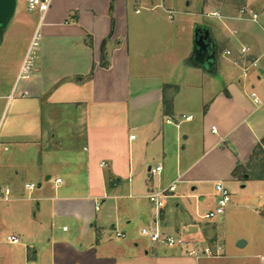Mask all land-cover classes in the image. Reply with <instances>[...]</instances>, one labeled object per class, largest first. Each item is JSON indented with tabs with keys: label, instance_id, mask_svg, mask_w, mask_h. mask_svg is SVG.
<instances>
[{
	"label": "crops",
	"instance_id": "obj_1",
	"mask_svg": "<svg viewBox=\"0 0 264 264\" xmlns=\"http://www.w3.org/2000/svg\"><path fill=\"white\" fill-rule=\"evenodd\" d=\"M165 3L52 0L43 16L17 0L0 35V264H198L221 256L219 246L197 258L142 230L198 244L201 254L217 234L207 217L217 184L244 181L236 169L264 150V106L251 99L264 79V26L254 9L223 16L206 6L201 16L218 22H197L218 46L209 73L192 60L189 28L173 22ZM37 33L30 77L19 80ZM160 191L158 209L148 197Z\"/></svg>",
	"mask_w": 264,
	"mask_h": 264
},
{
	"label": "rangeland",
	"instance_id": "obj_2",
	"mask_svg": "<svg viewBox=\"0 0 264 264\" xmlns=\"http://www.w3.org/2000/svg\"><path fill=\"white\" fill-rule=\"evenodd\" d=\"M246 1L166 0L165 6L173 11L174 23L183 24L189 28V31L184 35L185 44L188 45L189 41L193 40V32H190V29H193L195 23L203 22L214 28L218 24L214 19H206L201 16L203 12H210V10L205 8L208 5L215 6L222 12L223 16H235L240 14V12H244L245 14L241 13V15L246 16L254 9L260 17L259 22L264 26V0H259L254 5V8L252 5L246 4ZM237 22L239 23V21ZM242 24L248 27L255 26L247 23ZM154 30H151V26L147 27V37H151L152 40L150 42L153 43V47L154 44L158 43L153 34ZM145 48H151V46ZM225 58V55L221 53L220 61L224 65L227 64L225 63ZM222 69L219 72L218 79L223 82L224 73ZM263 82L264 79L257 81V92L260 95L263 89ZM263 166L264 154L256 156L252 163L250 174L255 172L254 174L258 175L264 169ZM251 179L246 182H231L227 184L226 188L231 193V203L225 209L223 215L211 219L216 224L217 234L206 240L209 248L221 247V256L219 258H204L202 261H197L198 264H264V180H257L256 177ZM0 240H3L5 244L6 236L1 237ZM240 243H244L243 247L239 246ZM189 244L191 248H200L198 244Z\"/></svg>",
	"mask_w": 264,
	"mask_h": 264
},
{
	"label": "built area",
	"instance_id": "obj_3",
	"mask_svg": "<svg viewBox=\"0 0 264 264\" xmlns=\"http://www.w3.org/2000/svg\"><path fill=\"white\" fill-rule=\"evenodd\" d=\"M52 0H28V9L30 11H39L40 13L43 14V16L48 12L50 6H51ZM171 18V16H170ZM253 20H257V16H253ZM40 39L41 35L39 33L36 34L30 50L27 54V57L24 61L19 80L21 79H27L30 77L31 70L34 64V59H35V51L38 49L40 45ZM250 53L249 48H243L241 50L242 55H247ZM227 55H230L231 52H227ZM251 66L255 68H259L258 62H254L251 64ZM249 69L246 68L244 69V74L247 76ZM251 99L254 102V104L258 107H263L264 106V82H263V89L261 95L257 91H253L251 93ZM186 120H191V117L186 118ZM134 138V137H132ZM163 170V167L161 165L157 166L156 169L152 171V174L154 176L160 174ZM57 184L61 183V179L56 181ZM35 185H30L29 188H34ZM216 190L218 193V202L217 206L214 211L210 212L208 214L209 219H214L217 216H221L225 213V209L229 206L231 203V193L230 191L224 186V184L219 183L216 186ZM166 191H160L153 193L149 195V200L152 204H154L158 209H161L164 207V201L163 198L165 197ZM142 234L147 236L151 242L157 243L169 248H175V247H181L187 249L188 254L192 256H196L197 258H200L202 256H213L214 251L211 248H206L204 249L203 254L200 253L199 249L197 247H189V243L184 241L183 239L175 236H167L163 235L158 229H143ZM118 237H124L123 234L117 233ZM11 243H18L19 240L15 237H9L8 239ZM193 245V244H191ZM221 250V248H218L217 253Z\"/></svg>",
	"mask_w": 264,
	"mask_h": 264
},
{
	"label": "water",
	"instance_id": "obj_4",
	"mask_svg": "<svg viewBox=\"0 0 264 264\" xmlns=\"http://www.w3.org/2000/svg\"><path fill=\"white\" fill-rule=\"evenodd\" d=\"M17 0H0V35L7 29L16 10ZM218 46L208 25L197 23L193 31L192 60L209 73L216 70ZM244 243L239 246L243 247Z\"/></svg>",
	"mask_w": 264,
	"mask_h": 264
},
{
	"label": "trees",
	"instance_id": "obj_5",
	"mask_svg": "<svg viewBox=\"0 0 264 264\" xmlns=\"http://www.w3.org/2000/svg\"><path fill=\"white\" fill-rule=\"evenodd\" d=\"M264 154V150L262 148V146H260L257 150H256V154L252 160V163L253 161L255 160V157L258 156V155H262ZM264 167V166H263ZM250 169H252V164L250 165V167L248 168H244V167H241L239 166L236 171H235V177L236 178H240V180H248V178H254L255 177L257 178V180H264V169L262 171H260V173L258 175H255L254 173H251L250 174ZM239 180V179H238Z\"/></svg>",
	"mask_w": 264,
	"mask_h": 264
}]
</instances>
